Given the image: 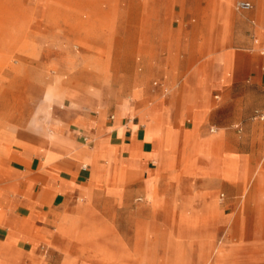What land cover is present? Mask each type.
I'll return each instance as SVG.
<instances>
[{
  "label": "crops",
  "instance_id": "obj_1",
  "mask_svg": "<svg viewBox=\"0 0 264 264\" xmlns=\"http://www.w3.org/2000/svg\"><path fill=\"white\" fill-rule=\"evenodd\" d=\"M247 1L251 11L236 17L219 13L217 24L205 29L198 26L209 18L205 10L190 11L199 18L192 26H185L184 10L175 13L177 28L158 30L147 52L133 50L135 74L129 78L124 71L120 86L127 87L117 90V99L116 92L110 93L91 110L87 106L61 116L51 124V133L42 129L37 142L18 140L6 152L0 150V264H48L49 258L64 264L66 254L83 258L87 248L76 237L94 235L90 249L115 233L124 241L125 232L114 220L75 217L85 216L95 197L105 208L112 200L114 207L129 209L135 196H146L149 176L159 173L158 164L170 156L163 147L173 149V138L182 151L185 139L194 141L198 135L197 144L213 146L221 165H247L222 177L244 179L258 162L262 170L256 172L264 177V123L251 121L254 113L264 115V0ZM137 57L141 70L135 67ZM153 80L161 82L158 90L149 89ZM53 101L61 98L50 92L46 108ZM111 111L115 116H108ZM238 126L241 132L234 130ZM1 142H10L8 133H0ZM216 163L210 161L208 177L220 175ZM190 178H185L188 184ZM163 179L158 180L161 186ZM94 182L103 188L91 190ZM206 182L200 179L198 188ZM118 183L126 187L117 205L108 187ZM222 184L231 186L223 179L213 184L217 194L225 189L228 195L221 208L237 209L234 198L241 192ZM225 217L223 225L233 220Z\"/></svg>",
  "mask_w": 264,
  "mask_h": 264
},
{
  "label": "rangeland",
  "instance_id": "obj_2",
  "mask_svg": "<svg viewBox=\"0 0 264 264\" xmlns=\"http://www.w3.org/2000/svg\"><path fill=\"white\" fill-rule=\"evenodd\" d=\"M208 1L211 11L205 9V0H0V133L10 137L9 143H0V150L6 152V146L18 140L37 142L42 129L51 133V124L61 116L87 106L91 110L93 103L101 104L110 93L116 92L117 99V90L127 87L120 86L121 77L125 72L129 78L135 74L133 50L145 53L158 30L177 28L180 23L172 19L175 13L184 10L182 20L192 26L199 18L190 11L205 10L209 18L198 25L204 29L217 24L219 13L244 14L236 11L237 0ZM135 67L142 69L140 57ZM160 87L159 80L149 84L152 91ZM50 92L61 101H53L49 109ZM258 115L254 113L251 121L264 123ZM211 127L206 130L209 136ZM234 130L241 132V127ZM197 138L185 139L182 151L178 138H173V149L163 147L164 154L171 150L170 156L158 164L159 173L149 176L148 194L135 196L129 209L114 207L112 200L111 207L105 208L95 197L85 216L75 218L114 220L121 224L125 239L111 234L94 244L93 252L94 235L76 237L87 248L86 254L77 260L66 254L64 264H264V177L256 172L262 170L261 164H253V173L244 179L222 177L247 165H221L214 147L200 146ZM210 161L217 162L218 177L207 176ZM163 177L161 186L158 180ZM186 177H191L190 184ZM200 179L207 182L199 189ZM220 179L231 184L223 186L241 192L234 198L237 209L221 208L228 195L225 189L219 194L213 191ZM136 182L137 175L132 183ZM125 185L108 187L117 205ZM91 188L103 187L94 182ZM255 195L257 201L248 200ZM91 196L92 191L89 200ZM225 215L233 220L223 225ZM47 263L58 264L51 258Z\"/></svg>",
  "mask_w": 264,
  "mask_h": 264
},
{
  "label": "built area",
  "instance_id": "obj_3",
  "mask_svg": "<svg viewBox=\"0 0 264 264\" xmlns=\"http://www.w3.org/2000/svg\"><path fill=\"white\" fill-rule=\"evenodd\" d=\"M235 7H236V10L239 12H249L253 9L252 3H250L247 0H237ZM257 114H259L258 116L261 120H264V115L260 113H257ZM211 132H215V129H212Z\"/></svg>",
  "mask_w": 264,
  "mask_h": 264
}]
</instances>
